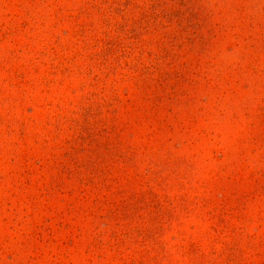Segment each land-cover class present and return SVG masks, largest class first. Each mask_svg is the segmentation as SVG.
Listing matches in <instances>:
<instances>
[{
    "label": "rangeland",
    "instance_id": "1",
    "mask_svg": "<svg viewBox=\"0 0 264 264\" xmlns=\"http://www.w3.org/2000/svg\"><path fill=\"white\" fill-rule=\"evenodd\" d=\"M0 264H264V0H0Z\"/></svg>",
    "mask_w": 264,
    "mask_h": 264
}]
</instances>
